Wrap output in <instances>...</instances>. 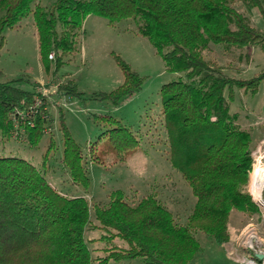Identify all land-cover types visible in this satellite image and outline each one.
<instances>
[{
    "label": "trees",
    "instance_id": "1",
    "mask_svg": "<svg viewBox=\"0 0 264 264\" xmlns=\"http://www.w3.org/2000/svg\"><path fill=\"white\" fill-rule=\"evenodd\" d=\"M34 2L0 0V47L4 31L18 28L33 14L47 75L55 76L80 53L89 16L103 18L112 27L134 22L167 70L183 74L163 86L161 118L170 164L192 188L196 203L185 225L156 195L132 201L118 190L106 205L92 206L85 197L60 193L32 163L0 157V264H108L139 258L148 264H190L202 251L196 233L211 236L220 246L229 243L233 211L248 217L260 213L249 191L254 128H243L230 105L234 89L258 91L264 70L250 80L235 79L207 54L213 45L226 55L239 52L245 59L251 58L248 51L254 47L264 53V30L251 21L257 11L264 19V0H58L51 7L33 9ZM114 58L124 83L99 97L117 106L140 92L145 80L119 56ZM23 81L29 82H0V135L36 147L53 120L48 104L36 91L39 85L27 91L17 86ZM59 91L82 96L71 80L59 85ZM31 110L38 113L30 121L20 117ZM104 118L120 125L110 116ZM115 131L118 149L132 151L136 142L130 141L128 131L122 126ZM62 132V164L73 184L87 192L90 178L82 151L64 122ZM92 220L108 232L104 239L109 244L119 239L126 246L108 248L105 258L95 260L85 240Z\"/></svg>",
    "mask_w": 264,
    "mask_h": 264
},
{
    "label": "rangeland",
    "instance_id": "2",
    "mask_svg": "<svg viewBox=\"0 0 264 264\" xmlns=\"http://www.w3.org/2000/svg\"><path fill=\"white\" fill-rule=\"evenodd\" d=\"M57 1L35 0L32 8L38 5L48 8ZM251 21L255 28L264 30V19L258 11ZM3 37L0 82L29 80L17 86L31 91L35 81H44L36 91L48 104L53 121L36 147L25 140L5 139L0 135V157H18L32 163L60 193L85 197L92 206L106 205L110 202V195L118 190L125 192L132 201L156 195L174 214L177 222L185 225L196 197L181 173L170 164L169 145L161 118V90L183 74L167 70L148 39L138 34L135 23L128 20L112 27L103 18L89 16L84 23L80 53L55 76L47 75L40 61L33 14L25 18L18 28L6 29ZM211 47L213 50L207 54L208 58L215 60L232 78L250 80L264 70V53L258 47L248 51L251 58L247 59L239 52L226 55L220 46ZM115 55L145 80L140 92L123 99L117 106L99 97L124 83V74L115 61ZM70 80L77 85L81 98L59 91V85ZM230 110L232 114L239 115L243 128H254L255 150L260 148L264 151V80L256 93L234 89ZM106 116L120 125L109 124L104 118ZM62 122L82 151V164L90 178L87 192L73 184L62 164ZM119 126L128 131L130 141L136 142L132 144V151L118 149L119 143L113 137L119 134L115 131ZM261 206L260 213L252 217L233 211L229 223L231 235L235 236L249 223H256L264 239V209ZM92 227L85 233V240L95 260L105 258L108 248L119 250L126 246L119 239L109 244L104 239L108 232L94 220ZM195 237L202 251L190 264H239L232 261L226 249L211 236L198 232ZM108 264L148 263L139 258L120 262L111 260Z\"/></svg>",
    "mask_w": 264,
    "mask_h": 264
},
{
    "label": "built area",
    "instance_id": "3",
    "mask_svg": "<svg viewBox=\"0 0 264 264\" xmlns=\"http://www.w3.org/2000/svg\"><path fill=\"white\" fill-rule=\"evenodd\" d=\"M53 57V56H52ZM39 105V104H38ZM38 113L37 110H31L28 113H20V117L25 119L26 121H30L36 114ZM31 124V122H29ZM17 133L15 137H17ZM254 158V166L253 171L257 165L264 167V151L257 148L253 152ZM252 171V173H253ZM249 191L253 197L255 203L263 205L264 209V191L262 196V201L256 199L251 190V180H250V188ZM259 206V209L261 210ZM263 221H264V214H263ZM226 251L228 256L231 260L235 261L239 264H264V239L261 235V232L256 223H249L241 232V234L237 237V239L233 243H229L226 246ZM261 256L262 259L258 257Z\"/></svg>",
    "mask_w": 264,
    "mask_h": 264
},
{
    "label": "bare ground",
    "instance_id": "4",
    "mask_svg": "<svg viewBox=\"0 0 264 264\" xmlns=\"http://www.w3.org/2000/svg\"><path fill=\"white\" fill-rule=\"evenodd\" d=\"M251 190L255 193L257 199L262 201L264 191V167L257 165L251 175Z\"/></svg>",
    "mask_w": 264,
    "mask_h": 264
},
{
    "label": "crops",
    "instance_id": "5",
    "mask_svg": "<svg viewBox=\"0 0 264 264\" xmlns=\"http://www.w3.org/2000/svg\"><path fill=\"white\" fill-rule=\"evenodd\" d=\"M2 75H3V73H2ZM44 81H35V83H37L38 85H42V84H44L43 83ZM244 229V228H243ZM243 229L241 228L237 233L238 234H236L235 236H233V235H231V241L229 242V243H233L237 238L236 237H238L240 234H241V232L243 231ZM231 234V233H230ZM236 238V239H235ZM229 243H227V244H229ZM227 244H225V245H223V247L226 249V245ZM233 261V260H232Z\"/></svg>",
    "mask_w": 264,
    "mask_h": 264
},
{
    "label": "water",
    "instance_id": "6",
    "mask_svg": "<svg viewBox=\"0 0 264 264\" xmlns=\"http://www.w3.org/2000/svg\"><path fill=\"white\" fill-rule=\"evenodd\" d=\"M258 258H259V259H262V257H261V256H259Z\"/></svg>",
    "mask_w": 264,
    "mask_h": 264
}]
</instances>
